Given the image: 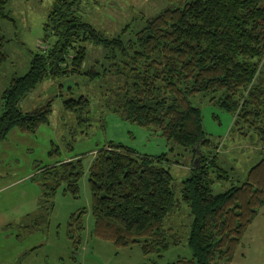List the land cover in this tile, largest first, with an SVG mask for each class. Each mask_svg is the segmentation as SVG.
<instances>
[{
  "label": "trees",
  "instance_id": "16d2710c",
  "mask_svg": "<svg viewBox=\"0 0 264 264\" xmlns=\"http://www.w3.org/2000/svg\"><path fill=\"white\" fill-rule=\"evenodd\" d=\"M7 1L0 0V20L9 16ZM80 1H52L43 22L45 46L31 52L28 69L13 75L2 92L0 140L14 126L31 132L48 121L51 98L29 110L19 105L39 82L83 75L99 88L101 111L158 131L169 144V151L149 153L110 139L93 149L88 166L92 233L118 246L139 243L143 253L161 255L184 238L174 220L185 203L191 257L174 264H228L264 203V0H166L152 15L139 12L142 23L129 35L128 22L109 34L83 18L76 9ZM5 40L0 24V65L7 56ZM87 44L101 46L100 56L88 60ZM213 92L217 95L209 99L234 113L238 129L248 128L240 133L254 131L261 146L246 177L219 191L212 185L231 177L218 163L219 145L191 100ZM63 106L77 111L82 121L92 117L85 94L63 98ZM176 146L192 157L179 197L169 169V153ZM82 173L81 155L38 167L41 212L35 224L47 217L60 186L78 194ZM82 212L69 216L74 244Z\"/></svg>",
  "mask_w": 264,
  "mask_h": 264
},
{
  "label": "rangeland",
  "instance_id": "374dc122",
  "mask_svg": "<svg viewBox=\"0 0 264 264\" xmlns=\"http://www.w3.org/2000/svg\"><path fill=\"white\" fill-rule=\"evenodd\" d=\"M52 1H7L9 16L0 20L7 54L0 65V114L1 95L9 79L23 74L28 69L31 52L46 44L43 22ZM166 5V0H81L76 9L83 18L109 34L128 22L130 27L126 33L129 35L142 23L140 17L136 18L139 12L146 17ZM87 51L91 60L100 56L102 47L87 44ZM78 94L91 99L92 117L87 121L80 120L77 111L63 106V98ZM212 94L217 95L216 92L197 93L191 100L201 109L203 128L219 145L218 163L231 177L212 185L213 191H219L230 182L246 177L248 168L261 156V146L254 131L240 133L248 128L238 129L233 124L234 113L209 99ZM99 95V88L83 75L70 74L45 78L20 99V107L29 110L51 98V112L48 121L40 123L34 131L25 132L14 126L0 140V264H174L179 257H191L186 242L191 215L185 203L181 205V215L174 220L182 228L184 238L161 255L143 253L139 243L118 246L92 233L88 166L93 149L112 139L143 152L169 151L166 138L158 131L124 120L117 113L101 111L97 106ZM75 155H81L83 163L78 194L64 192L60 186L47 217L35 224L34 219L41 212L37 203L40 189L34 176L38 167ZM169 157L173 160L169 162L172 185L179 197L181 180L188 174L192 157L177 146ZM80 209H83V227L76 231L79 241L74 244L69 236L68 220L72 212ZM228 264H264V203L244 231Z\"/></svg>",
  "mask_w": 264,
  "mask_h": 264
},
{
  "label": "crops",
  "instance_id": "0c3cea01",
  "mask_svg": "<svg viewBox=\"0 0 264 264\" xmlns=\"http://www.w3.org/2000/svg\"><path fill=\"white\" fill-rule=\"evenodd\" d=\"M191 156V155H190ZM193 163H197V158L193 160ZM188 165V164H187ZM190 166V165H189ZM189 166L187 168H189Z\"/></svg>",
  "mask_w": 264,
  "mask_h": 264
}]
</instances>
